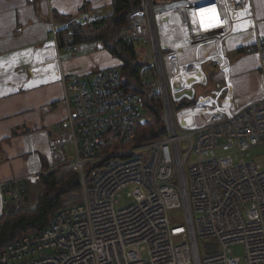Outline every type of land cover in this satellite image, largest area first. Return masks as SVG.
<instances>
[{
  "label": "built area",
  "instance_id": "built-area-1",
  "mask_svg": "<svg viewBox=\"0 0 264 264\" xmlns=\"http://www.w3.org/2000/svg\"><path fill=\"white\" fill-rule=\"evenodd\" d=\"M239 3L208 0L182 8L171 23L173 33L208 42L237 30L233 23L243 24L245 16L252 21L247 28H256L252 1ZM100 19L90 15L58 25L51 16L52 40L58 44L60 31L70 35L72 24L88 26ZM128 26L132 39L153 56L152 86L162 102L164 136L114 148V142L134 140L144 124L141 95L121 88L118 66L98 69L90 78L61 70L67 117L49 140V166L79 172L82 201L60 210L40 233L7 245L0 264H264V170L244 160L250 149L264 145V41L257 37L248 49L259 56L262 96L221 120L184 131L175 119L166 75V90L162 86L158 61L166 47L151 0H141ZM74 51L66 48L68 54ZM229 151L240 157L237 165L229 156H217ZM190 158L194 161L187 166ZM3 193L17 201L24 189L12 181ZM122 198L128 205L121 207ZM173 210L182 223L171 216ZM206 241L217 250L202 256L200 243ZM236 245L244 248V262L233 255Z\"/></svg>",
  "mask_w": 264,
  "mask_h": 264
},
{
  "label": "crops",
  "instance_id": "crops-1",
  "mask_svg": "<svg viewBox=\"0 0 264 264\" xmlns=\"http://www.w3.org/2000/svg\"><path fill=\"white\" fill-rule=\"evenodd\" d=\"M205 1L151 0L155 18L166 24H158L166 47L164 72L178 121L187 130L221 120L263 94L258 54L239 50L253 46L257 37L264 40V0H252L256 28H247L252 21L245 16L224 38L195 43L187 33L175 36L179 33H173L171 23L180 10ZM239 1L230 3L237 7ZM112 10V0H0V216L9 198L3 188L9 182H18L30 206L37 203L38 177L44 164L49 167V140L67 117L61 70L90 78L98 69L121 63L98 48V42L77 44L69 54L60 49L52 40L50 17L81 22L90 15L108 18ZM58 20L56 24L64 23ZM169 42L178 46L168 49ZM203 65L218 72L213 84Z\"/></svg>",
  "mask_w": 264,
  "mask_h": 264
},
{
  "label": "trees",
  "instance_id": "trees-1",
  "mask_svg": "<svg viewBox=\"0 0 264 264\" xmlns=\"http://www.w3.org/2000/svg\"><path fill=\"white\" fill-rule=\"evenodd\" d=\"M112 15L101 18L88 26L70 25V35L60 31L57 43L60 49L74 48L81 43L98 42L121 63V88L134 91L143 98L142 110L145 112L144 124L137 130L136 138L130 142H114V148L145 145L162 138L165 134L162 102L152 87V67L150 59L144 58L147 52L129 33V17L141 10V0H112ZM58 20L57 17H54ZM62 22L70 21L62 18ZM264 41V40H263ZM250 47L240 49L239 53H250ZM214 66V64H213ZM216 71V70H214ZM210 77L213 74L209 75ZM187 105L185 102L180 107ZM112 146V147H113ZM105 165L108 162H102ZM97 164L98 168L102 167ZM90 168L84 173L90 175ZM40 193L35 207H31L27 193L19 201L8 199L0 216V254L7 245L25 236L40 233L52 218L63 208L76 202L67 203L71 195L81 191L79 172L75 169L51 171L43 166L38 177Z\"/></svg>",
  "mask_w": 264,
  "mask_h": 264
},
{
  "label": "rangeland",
  "instance_id": "rangeland-1",
  "mask_svg": "<svg viewBox=\"0 0 264 264\" xmlns=\"http://www.w3.org/2000/svg\"><path fill=\"white\" fill-rule=\"evenodd\" d=\"M252 4H253V2H252ZM253 7H254V5H253ZM153 8H155V5H153ZM156 20H157V18H156ZM157 23L160 25V22L158 20H157ZM176 44L173 45V47L174 46H178ZM140 46L146 48V49H144V51L147 52V53L144 56V58L151 59L152 57H151V53L149 51L150 49L147 46L143 45V44H140ZM202 69L206 73L210 72L207 75V79L210 81V82H208L209 84H213V77L215 75H217L218 72L214 71L213 69H210V70L207 69L206 70V65H203L202 66ZM210 74H213V76L210 77L209 76ZM199 89H201V88L195 87V90H199ZM173 105H174L175 119H176L177 123L179 124L180 128L183 129V130H185L186 129L185 126L181 125L180 122L178 121V117L177 116H178L179 112H178V109H177L178 107L175 105V101H173ZM142 116H143V118H145V116H146L144 110H142ZM124 148L125 149H128V147H124ZM67 150H68V152H70L71 148L70 147H67ZM142 154H144V156H146V153H142ZM222 155L229 156L234 165H237L239 163V161H240V157L237 154H235L234 151H229V152L224 153V154L222 152H218L217 153V156H219V157H222ZM138 156H139V154H134L132 157H138ZM73 160H74V158H72V159L69 158V161H73ZM118 160H120V159L119 158H116L113 161H118ZM191 160L192 159L190 158V160L187 163V166L191 164ZM244 160L245 161H254L256 167L259 170H264V145L263 146L255 147L253 149H250L247 152V157L244 158ZM193 161H194V158H193L192 162ZM125 194L126 193L124 192V196H125ZM81 201H82V195H81V191H80V192H77V193H74L73 195H71L70 200L67 203L76 202L77 204H81ZM120 201H121V204H120L121 207H124V206L128 205V203H129V200L127 198H122ZM31 207H35V206L34 205H31ZM171 214L174 217V219H175L176 222H178L179 220H181L180 219L181 215H180V212L178 210L171 211ZM181 222L182 221H180V223ZM200 245H201V254H202V256H205L206 255V252L204 251L203 243L201 242ZM233 251H234L233 252V255L235 257L240 258L241 261L244 262V248H243V246L242 245H236L233 248Z\"/></svg>",
  "mask_w": 264,
  "mask_h": 264
},
{
  "label": "bare ground",
  "instance_id": "bare-ground-1",
  "mask_svg": "<svg viewBox=\"0 0 264 264\" xmlns=\"http://www.w3.org/2000/svg\"><path fill=\"white\" fill-rule=\"evenodd\" d=\"M138 42V41H137ZM140 44H142V43H140ZM144 45V44H143ZM146 46V45H145ZM163 46H165L164 44H163ZM148 47V46H147ZM149 48V47H148ZM150 49V48H149ZM150 51V50H149ZM163 51H164V49H163ZM163 51H162V53H161V55H162V63H163ZM150 53H151V51H150ZM155 53H156V56L159 58V52H158V49L156 48V46H155ZM151 59H150V61H151V67H152V65L154 64V61H153V56H152V54H151ZM162 63L161 62H159L158 61V67H159V72H160V75H161V80H162V86H163V89L164 90H166V81H165V72H164V65H162ZM152 69L154 70V68L152 67ZM154 74H155V72L154 71H152V78L154 77ZM152 81H153V79H152ZM153 87V86H152ZM194 130V129H193ZM184 131H190V130H187V129H185ZM21 199V196L18 198V200L17 201H19ZM171 216H172V214H171ZM173 217V216H172ZM174 218V217H173ZM180 219H181V217H180ZM180 221H182V219L181 220H179V222ZM182 223V222H181ZM212 241H206V242H203V245L205 244V243H211ZM212 243H214V242H212ZM215 244V243H214ZM215 246H216V244H215ZM216 250H217V247H216ZM216 250L215 251H212V252H216ZM206 252V251H205ZM212 252H206V254H208V253H212Z\"/></svg>",
  "mask_w": 264,
  "mask_h": 264
},
{
  "label": "water",
  "instance_id": "water-1",
  "mask_svg": "<svg viewBox=\"0 0 264 264\" xmlns=\"http://www.w3.org/2000/svg\"><path fill=\"white\" fill-rule=\"evenodd\" d=\"M204 248H205V251L206 252H212V251H215L216 250V246L214 243H205L204 244Z\"/></svg>",
  "mask_w": 264,
  "mask_h": 264
}]
</instances>
